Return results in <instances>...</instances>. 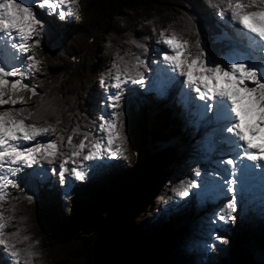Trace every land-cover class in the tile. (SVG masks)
Wrapping results in <instances>:
<instances>
[{
	"label": "trees",
	"instance_id": "trees-1",
	"mask_svg": "<svg viewBox=\"0 0 264 264\" xmlns=\"http://www.w3.org/2000/svg\"><path fill=\"white\" fill-rule=\"evenodd\" d=\"M70 5L71 20L51 16L53 26L48 24L41 34L49 45L58 40L63 54L47 53L46 63L29 78L35 95H31L33 106L27 110L41 117L29 119L41 124L47 121L64 137H55L59 147L53 164L41 161L49 171L61 160L66 165L67 159L81 160L71 156L72 145L96 131L94 122L101 112L98 83L106 85L117 73L114 63L133 77L137 71L148 74L149 70L138 67L135 59L148 52L146 40L180 28L190 49L197 33L200 41L203 36L210 55L217 56L216 50L223 48L211 41L220 35V23L211 19L218 18L204 0H77ZM132 41L144 47L138 48ZM159 52L157 49L156 54ZM139 98L129 100L121 111L127 145L133 152L125 153V167L119 171L107 167L120 180L115 184V194L90 191L85 200L69 203L58 190L42 184L37 187L35 200L18 202L7 222V229L17 233L19 243L15 246L39 242L34 247L40 255L32 264L41 258L44 248L45 264H264L256 262L244 247V231L230 234L224 250L209 254L199 245L186 244L190 240L186 229L168 233L191 212L162 215L173 203L167 198L169 184L184 169L186 160L182 150L163 144L175 138L183 149L196 132L188 128L180 135L178 127L187 124L183 114L173 117L171 106L156 107ZM160 104L164 106L163 99ZM69 135L72 144L67 142ZM192 161L201 165L198 159ZM64 202L70 209H64ZM24 236L29 239L24 241Z\"/></svg>",
	"mask_w": 264,
	"mask_h": 264
},
{
	"label": "snow or ice",
	"instance_id": "snow-or-ice-1",
	"mask_svg": "<svg viewBox=\"0 0 264 264\" xmlns=\"http://www.w3.org/2000/svg\"><path fill=\"white\" fill-rule=\"evenodd\" d=\"M76 3L77 0H0V43H3V48L0 49V201L4 199V188L9 185L17 186L9 176L15 177L24 168L39 165L41 161L53 164L59 146L56 140L48 137L49 133H54L57 140H64L55 126L49 125L47 121L41 126L25 123L29 118L34 121L41 119L37 113L12 106L18 102L24 103L23 97L18 93L29 87L22 83V78H26L23 71L24 60L25 54L29 52L27 42L41 30L43 21L39 15L64 20L72 14V8L68 5ZM204 3L213 9V14L221 23L229 24L234 31L247 38V50L234 59L218 60L215 55L206 54L199 33L190 49L187 40L178 43L174 33L165 36L162 31V42L168 47L160 55L167 70L182 78L179 82L187 86L185 94L205 114L206 122L216 125L220 140L227 150L234 152V155L222 161L231 178L224 177V182L219 185L220 194H227V198L219 207L218 213H214L216 220L228 224L235 220L233 213L239 204V198L235 195L238 170L243 173L249 168L259 169L264 174V0H204ZM66 7L67 11L64 10ZM34 9L41 10L39 15ZM136 46L144 47L139 43ZM26 58L34 61L32 55H27ZM135 59L137 66L143 68L144 62L139 57ZM120 60L123 62V57ZM113 66L118 71L110 77L111 83L108 85L104 105L108 110L107 114L102 112L94 122L101 134H85L78 144L72 145L71 156L74 157L81 156L82 150L87 148V153L82 155L83 161L102 156L114 158L124 155L127 150L123 114L118 109L128 81L142 84L144 77L140 71L133 77L126 68L119 69L115 63ZM34 67L35 63L28 65L30 69ZM30 91L35 95L34 88ZM4 105L9 107L3 108ZM208 113L211 115H207ZM72 131L76 132V129ZM89 136L92 138L89 139ZM38 137H44L47 142L38 140ZM67 142L72 144V135L67 137ZM245 161L250 163L245 164ZM50 170L58 175L61 185L68 184L66 172L76 181L83 180L85 175L76 166L67 169L64 160L60 161L58 169ZM47 171L49 169H35L33 173H26V176L29 180L42 183L50 179ZM195 174L197 177L201 176L199 168L195 169ZM220 176V173H216L213 179ZM191 185L196 187L197 180H192ZM176 195L188 197L189 191L181 186L176 190ZM4 220L0 214V245L3 246L0 247V253H8L0 257V264H32L33 258L40 255L34 247L39 242L33 240L25 247H15L19 243L17 233L6 235L3 231L6 227ZM9 236L13 239L12 243L9 242ZM28 239V236L23 237L24 241Z\"/></svg>",
	"mask_w": 264,
	"mask_h": 264
},
{
	"label": "rangeland",
	"instance_id": "rangeland-1",
	"mask_svg": "<svg viewBox=\"0 0 264 264\" xmlns=\"http://www.w3.org/2000/svg\"><path fill=\"white\" fill-rule=\"evenodd\" d=\"M70 6L71 5L69 4L68 7ZM64 10L67 11V7ZM247 10L248 9H246V11ZM34 11H36L37 14L39 15L41 10L34 9ZM39 18L43 21L41 30L38 35L33 36V38L27 42L28 47H29V52L25 54L26 56L32 55L34 57V61H28L27 59L26 61L24 60L23 71H25L26 73V79L22 78V83L27 84L29 87L21 89V91L18 93V95L23 97L24 103L18 102L16 105L12 107L26 108L28 110L31 109L33 105H32V100H31L32 92L30 91V89H33L34 86L33 84L29 83L28 78L32 76L34 77L35 74L38 72L41 64L46 63V61L48 60L47 53H49L52 56L63 54L62 45L58 40L51 42L49 45L46 43V40L41 35L44 28H46L48 24L49 26L50 25L53 26L49 20L52 17L49 15H39ZM211 19L214 21L215 24H218L219 19L215 20L213 17ZM64 20L69 22L71 20V16L66 17ZM218 27H220V30H219L220 35L219 34L216 35V37H213L211 41L216 45L221 44L223 48L227 47L228 54L226 55L222 54V50H218V49L216 50V53H217L216 58L218 60L227 59L226 56L229 55V52H230L229 46H231V44L226 42L225 39L223 38L225 37L224 33L227 34V31L225 30V28H223V26H220V25ZM173 33L176 35L178 43L181 40H187L181 34L180 28H176L173 31H169L168 33H165V36H168ZM200 36L202 38L201 39L202 46L204 49H206V54H210L208 49L205 47L203 36L202 35ZM33 41H38V43H34ZM145 43H146V46L148 47V52L145 55L141 56L139 59L144 62V67L147 70H149L148 74L146 73L143 76L144 77L143 83L140 86L139 84H133L132 82L127 83V88L125 89V92L123 94V99L121 101L120 108L118 109V111L121 112L123 109H125V105L129 100H133L135 98L137 99L140 97L139 99H143L146 101L148 100L149 104L155 105L156 107L157 106L166 107L167 105L171 106L173 108L172 109L173 111L171 113L173 117H176L178 113L183 114L185 116L184 118L187 120V124L185 126L181 125L180 127H178V132L180 135L184 133V129L187 130L188 128H190L189 127L190 125L192 126L193 124H195L197 125L196 128H199L200 126L198 125V120H196L198 115L195 116V113L193 112L190 113L189 109L187 110V107L184 106L183 98L186 96V94L183 90H181L183 88V85L181 84L182 85V87L180 86L181 88L178 86L176 88L171 86L172 88H170L171 89L170 91H165L163 90V88L159 86V83L163 81V76L165 72L168 71L167 66L163 63L162 56L160 54H156L157 49H160V53H161L162 50L168 47L167 45L163 44L160 33L146 40ZM248 43H249L248 40L245 41L246 45ZM44 47H47L46 48L47 52L44 49ZM188 47L190 48L189 41H188ZM33 63H35V67L31 69L28 68V65L33 64ZM160 63H162L163 66L159 68L158 70ZM17 67H19L18 64H17ZM157 77L159 78V80L157 79ZM16 78H20V77H16ZM9 79H12V78H9ZM110 83H111V80H109L106 85L104 83L102 84L101 82L98 83V93L100 95L99 100L101 103L100 104L101 106L100 114L102 112L107 114V111H108L105 109L104 105L107 100V95L109 91L108 85ZM156 83H157L158 88L160 89L157 92L156 91L150 92V89H152V86L156 85ZM161 99H163L164 101V106L160 104ZM190 100H192L191 97H190ZM7 107H9V105L3 106V108H7ZM195 109H196V106H195ZM203 116L204 114H200L201 122L205 121L202 118ZM25 123H34V122L30 119H27ZM35 124H37L38 126L43 125L41 123H35ZM100 134L101 133L99 132V129L97 127L96 131L93 133L92 136H98ZM198 134L203 139V141L200 143L198 147L194 146L193 142L195 141H192V142L188 141L185 144V146H183V149H181V146H178V141L175 138L172 141H169L168 143L173 146L175 145L176 148L179 149V151L182 150L183 153L186 154V160L184 162V169L178 171L176 173L177 176L174 177L171 183L169 184V188H168L169 194L167 198L170 200H173L172 201L173 203L171 204V206L164 208L162 215L165 217H168L170 212H176V211H179V213L182 214V213H185V211L188 209V211L191 212L189 215L191 216V218H189L188 216L186 218L183 217V220L179 221L177 224L182 225V227H184L185 225L186 227V223L188 222L190 223V225L189 227H186V229L187 228L190 229V226L192 225L191 221L201 222L203 226L202 229L204 231V235H200V236L202 238H208V242H206L207 246H205L202 242L199 243V246L201 250L207 254L210 253L211 248L212 250H216V251L224 250L225 243L228 241L230 234L232 235L235 232H239V231H244L246 234V240H245L246 244L244 245L246 249L248 248V245L252 242H255L257 246H259V248L264 249V207H260V209L257 211L254 208H252L251 209L252 212L251 214H249V216H248V213L245 212L246 209L244 211L243 210L237 211L233 214L235 216V220L228 224L219 222L218 220H216V216L214 217V215H212L211 219L212 221H216L215 224L217 225V228L214 227L213 230L207 229L209 228L208 224L210 223H207V221L205 220V217H206L205 215L209 213L208 212L209 209L205 210L204 212H196V207H194L193 202H194V199L197 198L196 190L201 182L197 183L196 187H192L191 185L192 180H197L196 178L197 176L195 174V169H197V164L195 163V161H192V159H198L201 162L202 164L200 167L201 176L208 174V177L213 178V176L211 175L209 176V174H211V171H214L215 169L208 164V161L210 159L214 161V158L216 157H214L215 155L213 156L212 154L218 153L217 152L218 150H210L208 149L207 146L212 145L213 142L221 143L220 137L212 135L209 132H204L203 130H201V132H198ZM48 137L52 140H55L56 135L54 133H49ZM41 138L44 140L42 142H47L44 139V137H41ZM131 151H132V148L127 145V150L125 151V153L131 152ZM86 153H87V148L82 150V155ZM125 153L122 156L118 155L117 157H114V158H107V156H102L100 158L90 160V161H83L82 155L79 156L81 158L79 162H74L71 159H67L66 160L67 165L65 164L67 169H71L73 166H76L79 170H82L85 174L83 180L76 181L74 177L69 176V174L66 172L65 179L68 181L67 185H61L59 183L58 175L53 174L51 170L47 171V177H49L50 179H47L46 181L42 183H38L36 180H29V178L26 176V173H33V170L35 169L46 168L44 165H42V162L39 165H33L31 168H25L23 173L18 174V180H16L15 177L9 178V179L14 180L17 186L15 187L14 191L10 192L9 195L6 196V203H5L6 206L1 208V213H3L6 219L10 221L13 218L14 207H12L11 209H9V207H11L12 204L14 205L18 204V202H20L21 200H26L29 202L35 200L36 193H38L37 189L41 187L42 184L45 185V183H47L50 189L58 190V192L61 193L64 199L68 200L69 203L71 202L74 203L75 200H85L86 199L85 195L89 193L90 191H102V193H105L108 196H113L115 194V191H114L115 184L116 183L119 184L120 180L116 178L117 174L113 173L112 171H108L107 167H113L117 169L118 171L122 169L123 167H125V163H126ZM52 174L54 176H51ZM86 184L91 185V187L90 188L85 187L84 185ZM181 186L188 189L189 191L188 197L181 198L176 195V190H178ZM6 191H9L8 187H6ZM260 203L262 204L261 201ZM263 204H264V201H263ZM63 206L65 210L70 209L69 205L66 202H64ZM206 206H208L209 208H213L214 210L217 211L216 206L215 205L213 206L211 201L207 202ZM238 215L243 216V219L241 222L237 220ZM249 217H252L257 221H260L261 224L260 223L257 224L256 228L254 229L252 223L249 222ZM6 233L9 234L11 233V231L7 229ZM168 233L169 234L172 233V230L168 231ZM192 234L193 236L195 234L199 235V231L198 230L195 231L193 229ZM215 237H222L223 239L222 240L216 239ZM9 242L11 243L10 236H9ZM193 242H195V239L192 238L191 240H189V242H186V244L191 245ZM45 251H46V248H44V251H42L41 258L35 261L36 264H39V262L43 264L46 263L45 262L46 261ZM5 255H8V253H0V257L5 256ZM255 261L259 263H264V257L263 258L258 257L255 259Z\"/></svg>",
	"mask_w": 264,
	"mask_h": 264
},
{
	"label": "bare ground",
	"instance_id": "bare-ground-1",
	"mask_svg": "<svg viewBox=\"0 0 264 264\" xmlns=\"http://www.w3.org/2000/svg\"><path fill=\"white\" fill-rule=\"evenodd\" d=\"M221 26H223V28H225V30L227 31V34H225L224 33V36L225 37H223L224 39H225V41L226 42H228L229 44H231V45H233L234 46V48H235V52H233V53H239L240 51H238V50H240V49H238V48H246L247 47V45L245 44V41H247V38L245 37V36H242L241 34H239L238 32H236V31H234L233 29H232V27L229 25V24H227V23H222V25ZM246 39V40H245ZM258 39V38H257ZM245 40V41H244ZM17 42H19V41H17ZM3 48V43H0V49H2ZM242 50V49H241ZM160 54V53H159ZM237 56H234L233 54H231V55H229V56H227V59H219V60H230V59H234V58H236ZM26 55H25V61H26ZM19 65V64H18ZM163 65H162V63H160V65H159V67H158V70H159V68H161ZM19 67H20V65H19ZM166 73L168 74V76L170 77V81L169 82H166L165 84H164V86H161L162 85V83H164L167 79H165L166 78V74H164V76H163V80L164 81H161V83L159 84V86L161 87V88H163V90H168L169 91V89L171 88V86H172V84H173V82L178 78V79H180V77H178V76H176L175 74H173V73H171L169 70L168 71H166ZM176 77V79H174V80H172L171 79V77ZM160 77V76H159ZM24 79H26V78H24ZM29 79V78H28ZM158 80H159V78H158ZM146 81H148V80H146ZM160 82V81H159ZM155 86V85H154ZM184 86V85H183ZM154 88H156V86L154 87ZM184 88V87H183ZM160 89V88H159ZM183 101H184V106L185 107H187V110L189 109V111H190V113L191 112H194V113H196V115H198L197 116V119L196 120H198V125L201 127V128H204V130L206 131V132H209V133H213L215 136H219L218 135V133H217V129H216V125L214 124V123H212V124H210V123H208V122H206V120L205 121H200V114H204L200 109H195V105L193 104V101L192 100H190V96L189 95H186L184 98H183ZM182 101V102H183ZM6 106V105H5ZM182 108H183V106H182ZM207 115H211L210 113H208ZM203 119H204V116L202 117ZM201 122V123H200ZM197 126V125H196ZM195 126V127H196ZM211 126H214V127H211ZM38 140H41V141H44L41 137H38L37 138ZM178 141V140H177ZM200 143H201V140L199 141ZM34 143V142H33ZM106 143V142H105ZM30 146V145H29ZM197 146V145H196ZM218 150L217 152H223L222 150H220V149H225V147L224 146H220V144H217L216 142H213V144L212 145H210V150ZM218 153H213L212 155L214 156H216ZM212 156V157H213ZM224 159L226 160L227 159V155L225 154V156H224ZM220 162V161H218L217 159L216 160H211L210 159V161H208V164L211 166V167H213V168H217L216 170H222V166H213V162ZM24 170H25V168L23 169V171H21L20 173H23L24 172ZM18 174L19 173H17V175L15 176V178H16V180H18ZM211 176H215V175H211ZM10 177H12V176H9V178ZM202 178L203 179H207V185H214L215 187H217V185H220V182L218 181V179L216 180H214V179H212V180H210V179H208V174H206V175H202ZM8 189H9V191H6V188H4L3 189V196H4V199H3V201H0V214H2L3 215V213H1V208L2 207H4V206H6L5 205V203H6V196L7 195H9V193L10 192H12V191H14L15 190V187H13V186H11V185H9L8 186ZM208 193V192H207ZM217 198L216 199H214L215 200V203L213 204V206L215 205L216 206V208H217V211L216 210H214L213 208H209V210H208V219L206 220V221H208L207 223H210V224H212V226H213V222H212V219H211V216L212 215H214V213H218V211H219V207L220 206H222V203L224 202V199H225V196H222L221 194H217V195H215ZM263 199H264V197H263ZM264 200H262V202H263ZM239 204H240V202H239ZM239 204H238V208H237V210H236V212L237 211H240L241 210V207L239 206ZM235 213V212H234ZM233 213V214H234ZM3 217L5 218V220H4V223H5V225L7 224L6 222L8 221L7 219H6V217L3 215ZM214 217H215V215H214ZM201 220V219H200ZM192 223V225L190 226V229H188L189 231H192L193 229L195 230V231H199V235H204V231H203V226H202V224H201V222H199V221H191ZM189 227V226H188ZM208 227V226H207ZM217 228V225L215 226H213V228ZM7 228H8V226L6 225V227L4 228V232H5V234L7 235V233H6V230H7ZM208 233H210V232H208ZM11 243H12V239H11ZM0 247H3L2 245H0Z\"/></svg>",
	"mask_w": 264,
	"mask_h": 264
},
{
	"label": "water",
	"instance_id": "water-1",
	"mask_svg": "<svg viewBox=\"0 0 264 264\" xmlns=\"http://www.w3.org/2000/svg\"><path fill=\"white\" fill-rule=\"evenodd\" d=\"M247 250H248V248H247ZM249 251V250H248ZM250 252V251H249ZM251 253V252H250ZM253 256V255H252ZM253 259L255 260L256 258L253 256Z\"/></svg>",
	"mask_w": 264,
	"mask_h": 264
}]
</instances>
